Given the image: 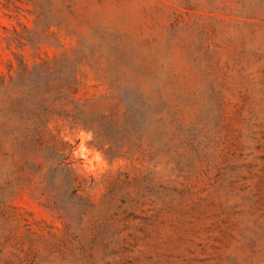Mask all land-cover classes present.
Returning a JSON list of instances; mask_svg holds the SVG:
<instances>
[{
    "label": "rangeland",
    "instance_id": "1",
    "mask_svg": "<svg viewBox=\"0 0 264 264\" xmlns=\"http://www.w3.org/2000/svg\"><path fill=\"white\" fill-rule=\"evenodd\" d=\"M0 264H264V0H0Z\"/></svg>",
    "mask_w": 264,
    "mask_h": 264
}]
</instances>
